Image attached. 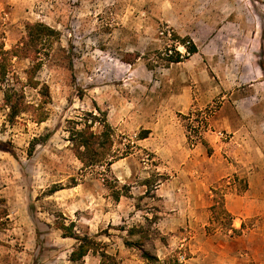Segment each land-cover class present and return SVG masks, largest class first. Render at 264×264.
<instances>
[{"label":"rangeland","instance_id":"374dc122","mask_svg":"<svg viewBox=\"0 0 264 264\" xmlns=\"http://www.w3.org/2000/svg\"><path fill=\"white\" fill-rule=\"evenodd\" d=\"M35 22L61 37L36 74L45 121L33 109L11 120L0 90V139L14 150H0V264H109L99 251L71 261L78 241L62 223L118 264H264V0H0L6 49ZM175 34L198 53L169 63L166 48L186 54ZM31 66L14 59L38 106ZM93 115L121 156L105 173L69 139Z\"/></svg>","mask_w":264,"mask_h":264},{"label":"trees","instance_id":"16d2710c","mask_svg":"<svg viewBox=\"0 0 264 264\" xmlns=\"http://www.w3.org/2000/svg\"><path fill=\"white\" fill-rule=\"evenodd\" d=\"M61 37L59 30L53 28L44 22L30 23L27 26V35L12 49H6L5 43L0 40V90H3L4 102L9 108V117L11 120L24 112L31 111L32 114L39 122H43L48 118V113L45 110V104L49 102V86L48 84H41L36 78L37 72L44 66L45 59L42 56L44 51H48L55 41ZM179 42L185 47L186 54L181 52L178 46L174 45L172 48H166V60L169 63H179L184 61L189 56L198 53L199 49L197 44L189 38H182L175 34ZM30 58L32 66L26 70L27 84L39 88L42 95V103L38 106L33 105L27 100L26 93L23 89L18 88L16 85L19 81L18 74L14 68V59ZM93 120L78 122L74 121L76 126L70 129V141L72 149L76 156L83 162L85 168H101L102 173L110 169V166L120 158L114 150V130L107 120H102V130L97 132L94 129L95 120L97 116L93 115ZM149 131L145 130L140 138H146ZM51 134H47L46 140L49 139ZM36 141V140H35ZM35 141L32 142L30 153L36 147ZM0 150L7 152H14L13 146L10 141L0 139ZM62 188L52 189L53 192ZM117 197H120V192H116ZM10 213L6 199L0 195V232L8 228L10 221ZM72 225V224H71ZM71 225L64 223L59 224V227L64 231L65 237H73L77 239L78 243L70 254V260L73 262L82 261L89 253L99 251L103 263L118 264L115 256L109 254L105 250H99V242L88 234L79 235L72 229ZM0 244L1 240H0ZM147 259L158 262L156 256H152L148 252H144Z\"/></svg>","mask_w":264,"mask_h":264},{"label":"crops","instance_id":"0c3cea01","mask_svg":"<svg viewBox=\"0 0 264 264\" xmlns=\"http://www.w3.org/2000/svg\"><path fill=\"white\" fill-rule=\"evenodd\" d=\"M209 202H210V199H204L202 196L200 197V202L197 204V206L198 205H200L201 207L202 206H206V205H209ZM193 207H196V206H194L193 205ZM194 210L195 209H186V210H183V213H184V215L187 217V215H193V213H194Z\"/></svg>","mask_w":264,"mask_h":264}]
</instances>
